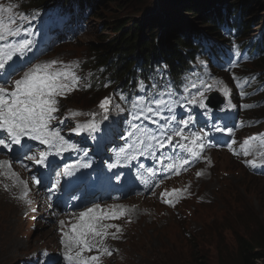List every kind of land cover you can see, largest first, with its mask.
I'll use <instances>...</instances> for the list:
<instances>
[{
	"label": "snow or ice",
	"instance_id": "snow-or-ice-1",
	"mask_svg": "<svg viewBox=\"0 0 264 264\" xmlns=\"http://www.w3.org/2000/svg\"><path fill=\"white\" fill-rule=\"evenodd\" d=\"M12 12V7H5L0 5V146L11 152L14 146H17L18 152H27V155L18 156L17 162L23 166L25 160L32 161L35 165L41 167H49L51 162L48 161L50 155L61 156L64 152L70 150H77L78 146L61 134L59 125L65 123L56 114L60 111L59 97H64L68 92L78 87L80 77L63 61L50 60L39 62L28 67L23 71V74L15 80L10 77L18 73L27 64L31 63L27 59V53L31 51L32 40L28 38L11 40L23 31L28 32L27 28L18 26L14 17H5L4 13ZM21 20H27V17L21 15ZM20 62L19 64L17 62ZM221 81H214L213 84L203 83L200 87L192 84L191 88H196L195 94L190 91L189 87L184 88L187 96L176 98L175 93L172 92L171 87L168 86L159 92L152 95H138L132 100V107L139 110V115L134 119L144 118L151 121L158 126L157 131L149 132L145 126L131 124L134 131L127 133L128 137H132L136 132L141 133V137H137L138 143L146 144L147 149H165L178 147L182 152H186L188 157L174 160L173 157L159 156L158 162L164 164L165 159L172 162L168 163L166 169L171 170L175 174H179L181 168L189 164L190 159H199L205 148L203 143L206 132H193L190 135H185V129L189 124L194 123L195 117L189 113L183 118L178 119L175 113V107H184L186 105H198L202 109H207V97L205 92L211 91L213 87L220 85ZM5 85H9L6 87ZM141 89H144V84L141 82ZM156 87L155 84L152 85ZM225 96L228 95L227 87L220 89ZM241 95H244L242 92ZM124 97H122L123 99ZM184 104H180V100ZM111 103L110 97H105L99 104V108L105 113L109 111L108 105ZM228 107H234L230 103ZM247 107V106H246ZM81 113L69 110L67 115L75 117ZM93 119L87 120L83 123H77L76 127L70 131L81 133H95L99 131V124L95 121L96 113H89ZM107 119V116L104 117ZM163 121V123H161ZM55 122V123H54ZM215 131L227 132L231 135L233 129L216 127ZM6 134V135H5ZM259 139V146L264 147V134L257 133L254 136L247 137L243 140L240 148L245 156L249 155L254 147L257 138ZM25 138L32 141H38L41 145L47 146L45 150L33 153L31 146L26 142ZM124 139V137H121ZM177 138H180L177 140ZM173 141L176 144L173 145ZM183 141V142H181ZM235 143L228 144L230 150L237 154L232 148ZM131 147V146H130ZM124 150L121 149V153ZM87 153L85 152V156ZM118 156L120 153L117 154ZM264 155V153H262ZM125 160L128 156L125 154ZM135 159V156L131 157ZM246 163L255 166V160L245 161ZM12 159L0 160V175L8 174L10 177L16 179L17 182L24 185L22 196L27 197V181L19 180V174L12 168ZM91 162H81L79 160L73 163H66L62 171L56 173L59 176L72 177L69 184H76L86 179L84 174L76 176V172L81 168H90ZM117 167V163L108 165V168ZM149 173L155 174L153 169H148ZM197 176L202 175L201 172L196 173ZM119 179V177H116ZM39 183V180H35ZM157 186H159L157 184ZM59 182L53 185V189H58ZM49 191H52L50 189ZM186 189H172L165 190L160 195L162 198L171 197L179 194ZM76 199V197H73ZM165 203L172 204L171 199H165ZM31 203V201H28ZM113 209H121L120 215H125L126 210L123 205L109 206ZM101 209V205L94 204L92 207L85 209L78 214L75 223H71L69 230L64 231V221L61 224V243L64 246V259L68 264H100V254L111 255V251L103 246V241L109 235L113 239L118 238L116 233L120 231V226L115 224L102 223V219H119L116 212L103 213L98 215L97 210ZM35 211V209H33ZM109 228H114L115 232L110 233ZM99 238V239H97ZM95 250L97 255H84L85 252H92Z\"/></svg>",
	"mask_w": 264,
	"mask_h": 264
},
{
	"label": "rangeland",
	"instance_id": "rangeland-1",
	"mask_svg": "<svg viewBox=\"0 0 264 264\" xmlns=\"http://www.w3.org/2000/svg\"><path fill=\"white\" fill-rule=\"evenodd\" d=\"M227 1L231 3L234 0ZM236 1L240 3L242 0ZM191 2L192 0H179V3L174 6L168 0H135L133 3H129L128 0L96 1L89 19V31L78 38L77 44L69 43L60 46L54 53L69 56L84 54L83 56L86 57L90 44L100 48L106 41L105 37H99L97 33L101 23L127 15L143 18L153 26L160 24V29L170 33L180 25H191L202 29L204 19L201 14L186 11V6ZM250 7L254 12L246 19L261 22L264 19V0L258 3L253 2ZM166 18L171 20L168 27L165 26ZM103 30L101 27V34ZM91 53L97 54L96 51ZM19 77L11 79L15 80ZM73 99H75L73 105H82L81 102H86L81 101L80 98L71 100ZM254 114L264 115V111H256ZM58 117L65 121L64 124L59 125L63 131L68 117L64 114ZM83 121L82 116L73 117L70 121L71 129ZM80 134L85 135V132ZM122 147L115 146L114 149L118 150ZM218 164L222 171L217 169V174L226 175V177H217L205 182L203 188L213 190L212 184L217 181L226 190L218 191L220 195L214 203L197 207L184 221L176 220L150 230L149 235H145L144 239L140 240V246L133 249L134 256L137 258L133 264H194L198 254H202L209 264H235L239 259L238 238L243 237L251 242L257 239L264 229V176L246 172L228 155L223 156ZM233 189L239 190L238 194L233 195L231 193ZM239 195L240 197L235 200L234 197ZM207 226L214 228L204 230L192 241H188L185 231L187 233L191 230L198 231ZM30 230V226L20 218L15 206L0 199V249L6 242L11 244L9 256H0V264H27L25 263L26 253L42 245L44 242L42 239L48 237L44 234H48L49 231L48 229L35 232Z\"/></svg>",
	"mask_w": 264,
	"mask_h": 264
},
{
	"label": "trees",
	"instance_id": "trees-1",
	"mask_svg": "<svg viewBox=\"0 0 264 264\" xmlns=\"http://www.w3.org/2000/svg\"><path fill=\"white\" fill-rule=\"evenodd\" d=\"M50 0H24L26 7L43 6ZM96 1V0H94ZM135 0H128L133 3ZM222 1V0H221ZM170 4L176 6L179 0H168ZM217 0H192L186 6V11L202 14L205 26L204 28L212 30L214 21L222 16L221 7L215 6ZM253 2L260 0H243L232 2L233 5L242 9L240 16L247 17L251 12L250 6ZM214 6V10H212ZM236 14V13H235ZM171 20L166 18L165 26H169ZM164 26V27H165ZM101 27L104 29L101 34ZM196 30L191 25H180L173 32L160 29L159 26H153L144 21L143 18L127 15L101 25L97 28L99 37H105L106 41L100 48L92 46L96 51V60L92 62L97 65H106L111 67L113 76L118 78V83L125 84L133 78L136 68L145 69L148 66L157 64L160 60L169 61L175 70H179L185 63V58L179 50V46H191V35ZM264 68V59L260 63ZM120 81V82H119ZM100 93L93 96L90 101L95 102ZM238 243V261L235 264H264V229L257 236L254 242L246 241L239 237ZM194 264H209L202 254H198L194 259Z\"/></svg>",
	"mask_w": 264,
	"mask_h": 264
},
{
	"label": "bare ground",
	"instance_id": "bare-ground-1",
	"mask_svg": "<svg viewBox=\"0 0 264 264\" xmlns=\"http://www.w3.org/2000/svg\"><path fill=\"white\" fill-rule=\"evenodd\" d=\"M199 160H200V159H199ZM182 188L186 189L185 192H187V191L190 189V187H188L187 185H183ZM219 195H220V194H219ZM80 208H82V207H80ZM80 208H79V209H80ZM84 209H86V208H84ZM81 211H82V210H81ZM77 213H80V210H76V211H75V214H77ZM10 247H11V244L8 243V242H6V243L1 247V249H0V256H4V255H8V256H9V253H10Z\"/></svg>",
	"mask_w": 264,
	"mask_h": 264
}]
</instances>
